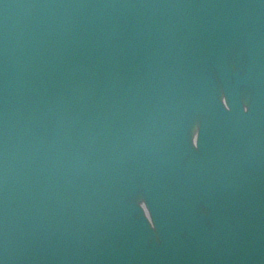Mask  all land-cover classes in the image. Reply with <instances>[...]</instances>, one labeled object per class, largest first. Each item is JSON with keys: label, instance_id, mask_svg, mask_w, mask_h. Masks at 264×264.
I'll return each instance as SVG.
<instances>
[{"label": "water", "instance_id": "obj_1", "mask_svg": "<svg viewBox=\"0 0 264 264\" xmlns=\"http://www.w3.org/2000/svg\"><path fill=\"white\" fill-rule=\"evenodd\" d=\"M0 264H264V0H0Z\"/></svg>", "mask_w": 264, "mask_h": 264}]
</instances>
